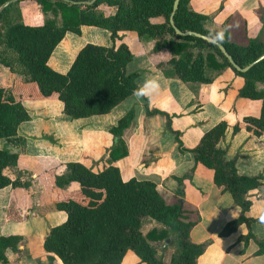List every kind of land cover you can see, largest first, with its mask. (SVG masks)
Segmentation results:
<instances>
[{"label":"trees","instance_id":"trees-1","mask_svg":"<svg viewBox=\"0 0 264 264\" xmlns=\"http://www.w3.org/2000/svg\"><path fill=\"white\" fill-rule=\"evenodd\" d=\"M8 1L0 0V8ZM24 1L28 0L14 3L0 13V66L18 77L10 88L0 86V140L13 141L19 126L29 121L24 101L57 98L64 105V114L78 120L108 114L139 91L138 74L126 71L133 55L124 44L110 48L86 45L66 74L49 67L51 55L66 34L80 35L84 26L108 31L114 42L122 31L135 32L140 39L153 41L151 54L168 51L171 55L168 62L156 67L184 84L208 86L212 79L207 71L230 68L245 81L239 97L262 102L260 117L245 119L233 127V132L245 129L257 137L264 135V60L247 72L237 71L216 44L193 36H178L175 29L213 39L241 70L264 55V41L252 40L241 46L230 42L226 34L211 33L205 28L210 18L190 10V0H180L173 17L174 27L171 16L175 0H97L92 6L62 0H30L41 14L54 16L35 26L23 21L21 4ZM102 4L116 8L115 15L98 14L96 9ZM133 119L131 112L110 130L118 138L109 153L111 161L127 155L122 134ZM167 128L171 131L169 117ZM228 128L226 122L219 123L191 151L195 163L211 169L214 184L230 192L243 210L239 220L227 225L224 235L233 232L239 224L250 223L245 213L251 202L245 196L264 181L262 176H239L235 163L226 159V152L218 145ZM17 165V154L0 150V190H12L8 218L14 221L21 219L15 205L24 204L32 187L31 182L10 176V170ZM46 181L45 190L55 193V207L66 212L67 220L51 229L44 250L63 264H122L129 251L140 259V264H163L159 252L167 240L174 246L171 264H197L206 250L207 244L190 242L193 224L183 221L180 205H166L151 181L124 182L115 166L94 173L80 163L60 165L46 175ZM76 189L79 193H74ZM152 221L160 228L144 234L143 224ZM21 240L14 236L0 237V264H8L7 253L17 252ZM259 248L258 253H264V240L259 242ZM52 256L48 257L47 264H56Z\"/></svg>","mask_w":264,"mask_h":264},{"label":"crops","instance_id":"crops-1","mask_svg":"<svg viewBox=\"0 0 264 264\" xmlns=\"http://www.w3.org/2000/svg\"><path fill=\"white\" fill-rule=\"evenodd\" d=\"M23 5L26 25L44 23L33 1ZM189 8L210 18L205 25L208 31L226 34L234 44L264 41V0H190ZM96 11L111 17L116 8L102 4ZM118 36L114 42L108 31L89 26L82 27L80 35L68 32L48 65L66 74L86 45L110 48L124 44L133 55L126 71L138 74V92L108 114L78 120L64 114V105L57 98L24 101L29 121L19 126L13 141L0 140V150L18 155V165L10 170V176L32 184L24 204L15 205L19 221L8 218L12 190H0V237L22 239L17 252L7 253L8 264H47L52 256L44 250L45 239L52 228L65 223L67 214L55 207V193L45 190L46 175L67 163H80L94 173L112 165L120 170L124 182L137 179L155 183L166 205H180L183 221L193 224L190 242L207 244L197 264H264V253H258L259 242L264 240V181L245 196L251 202L245 213L250 223L239 224L224 235L227 225L239 220L243 210L230 192L214 184V172L196 164L191 153L207 132L226 122L229 128L218 145L226 152V159L235 163L239 176L264 177V135L257 137L245 129L233 132L245 119L260 117L262 102L239 97L245 81L230 68L207 71L212 79L208 86L184 84L156 67L170 60L168 51L151 54L154 42L140 39L135 32L122 31ZM17 78L0 66V86L10 88ZM131 112L134 119L122 134L127 155L111 161L109 153L118 138L110 130ZM73 191L79 193L78 189ZM153 228L160 225L145 222L142 231L147 234ZM173 253L170 242L162 251V263L171 264ZM52 257L56 264H63ZM122 264H140V259L129 251Z\"/></svg>","mask_w":264,"mask_h":264},{"label":"water","instance_id":"water-1","mask_svg":"<svg viewBox=\"0 0 264 264\" xmlns=\"http://www.w3.org/2000/svg\"><path fill=\"white\" fill-rule=\"evenodd\" d=\"M21 0H10L8 2H6L1 8H0V13L5 10L7 7H9L10 5L14 4V3H17ZM64 2H67V3H70V4H73V5H86V6H92L93 4H95L97 2V0H91V1H83V2H73V1H70V0H62ZM179 4H180V0H175V3H174V8H173V14L171 16V25L174 27V22H173V17L179 7ZM175 32L178 36H181V37H196V38H200L210 44H216L220 51L224 54V56L226 57V59L229 61V63L232 65V67L234 69H236L237 71H240V72H247L250 68H252L253 66H255L257 63L261 62L262 60H264V55L261 56L260 58H258L254 63H252L251 65H249L248 67L244 68V69H240L238 66H236V64L233 62L232 58L230 57V55L226 52V50L224 49V47H222L220 44L216 43L213 39L211 38H208L206 36H202L200 34H197V33H193V32H185V33H182L180 32L179 30L175 29ZM171 242V240H167L165 242V244L163 245L162 247V250L159 252V255L162 256V251L165 249V247Z\"/></svg>","mask_w":264,"mask_h":264},{"label":"rangeland","instance_id":"rangeland-1","mask_svg":"<svg viewBox=\"0 0 264 264\" xmlns=\"http://www.w3.org/2000/svg\"><path fill=\"white\" fill-rule=\"evenodd\" d=\"M38 7V6H37ZM21 9H22V14H23V9H24V5H23V3L21 4ZM38 10H39V8H38ZM40 12V11H39ZM41 13V12H40ZM42 17H43V21L45 22V20L46 19H48V18H53L54 16L53 15H51V14H49L48 16H44L43 14H42ZM22 18H23V16H22Z\"/></svg>","mask_w":264,"mask_h":264}]
</instances>
